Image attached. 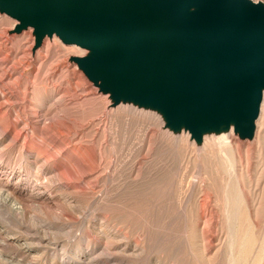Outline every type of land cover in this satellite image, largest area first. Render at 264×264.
<instances>
[{
  "label": "rangeland",
  "instance_id": "374dc122",
  "mask_svg": "<svg viewBox=\"0 0 264 264\" xmlns=\"http://www.w3.org/2000/svg\"><path fill=\"white\" fill-rule=\"evenodd\" d=\"M249 1L264 6V0ZM19 24L18 20L0 10V87L12 100L11 107H0V196L3 189L13 191L25 211L23 215L15 216L7 208H0V264H237L239 261L242 263L238 264H264V211H260L258 217L262 226L259 243L250 246L251 250L248 247L245 257L239 254L237 257L236 248L231 254V234L225 221L220 219L221 210H215V207L214 215L205 222L207 224L201 225L199 221L200 214L209 210V202H203L204 193H196L204 170L198 166L194 150L189 154L185 142V153L179 154L182 158L175 154V157L162 159L166 152L154 156L144 142L145 124L142 121L153 124L147 126L148 138L153 137L152 143L156 139H166L171 150L175 149L174 143L161 135L163 126L157 127L152 117L129 110H116L129 117L107 124L108 113L113 111H104L118 102L116 99L110 101L108 91L98 87L100 81L89 80L82 66L71 59L75 56L79 59L97 58L99 54L64 44L55 34L44 35L40 45L35 46L34 29L29 26L18 29ZM19 108L23 113L17 112ZM130 118L139 123H129ZM170 121L168 118L167 122ZM13 122L15 125L11 126ZM55 127L80 137L78 154L56 152L65 140L55 133ZM35 128L46 132L45 144L54 147L52 155L58 154L54 157H59L62 164L72 162L67 156L76 158L75 161L81 160L82 164L83 158L89 160L95 153L98 168L89 179L91 189L79 178L58 176L60 170L55 166L54 157L36 149L39 141L33 132ZM32 140L37 144L31 143ZM80 150L83 155L79 154ZM172 154L168 152L167 155ZM259 157L261 165L264 152ZM262 165L260 184L264 185ZM143 167L148 169L147 176L141 171L142 177L138 170ZM253 178L248 179L251 185ZM131 181L135 185L140 183V195L133 193L134 186H128ZM251 195L248 192L243 197L250 198ZM141 197L147 201V209L143 207ZM196 201L203 208L199 206L195 212L192 204ZM201 226L204 230L202 236L199 235ZM200 236L202 241L205 239V244ZM202 244L205 247L202 248ZM257 256L262 257V261Z\"/></svg>",
  "mask_w": 264,
  "mask_h": 264
},
{
  "label": "water",
  "instance_id": "95a60500",
  "mask_svg": "<svg viewBox=\"0 0 264 264\" xmlns=\"http://www.w3.org/2000/svg\"><path fill=\"white\" fill-rule=\"evenodd\" d=\"M196 8V9H195ZM195 9V10H193ZM34 29L99 54L79 59L92 81L124 86L182 116L231 110L243 126L264 89V6L249 0H0ZM116 101L118 98L116 97Z\"/></svg>",
  "mask_w": 264,
  "mask_h": 264
},
{
  "label": "bare ground",
  "instance_id": "6f19581e",
  "mask_svg": "<svg viewBox=\"0 0 264 264\" xmlns=\"http://www.w3.org/2000/svg\"><path fill=\"white\" fill-rule=\"evenodd\" d=\"M71 59L73 60L74 63L79 65V61H78L79 57L75 56V57H71ZM88 79L90 80V78H88ZM1 87H0V93H1L2 97H0V107L1 106L4 107L5 105H6V107L7 106L11 107V102H12L11 97L6 96L7 94L6 95L4 94V91L2 90ZM98 87L101 88L102 90L108 91V93L110 94V99H111L110 101H114L116 99V97L118 98V101H117L118 103H116L117 105L115 104V106L108 108L107 110L104 111L105 113L113 111V113L112 112L108 113L109 115L107 116V120H106L107 124L111 125V124H114L115 122H119L120 120H122L123 118H126L127 116L129 117L128 114L124 115V113H119L118 111H116L119 109V110H129V111H132V112L136 113L137 115L139 114L141 116L144 115V116L152 117L154 120H156L157 127L160 125L163 126L162 131H161V135L165 136L166 138H169L174 143V148H175L174 150L170 149V146L167 144V140L163 139V138L156 139L152 143L151 140L153 137L151 139L148 138L149 127H147V126H151L153 124H151L150 122H149L150 124H148V123H146V121L144 123V121H142L143 124H145L144 132L142 133L143 138H144V142L146 144V147L149 149L148 151H151L154 156H156V155L161 156L162 155V154L160 155L161 152L162 153L166 152L167 157L165 156V158L163 157L162 159H168L169 157H173L175 154L176 155H179L182 153L184 154L185 153V148H184L185 142H186L187 147H188V150H186V151L189 152V154H190V152L192 153L194 150L193 153H195L194 155H195V158L197 159V162H198L197 164H198V166L203 167L202 169L204 170V175L201 174V176L203 175V179L200 180L199 184H197L196 193L198 195H201V193H204V197H202V198H204V199H202L203 202H206V203L209 202L208 203L209 210L207 209V210H205V212L200 214L199 221H200L201 225L207 224L205 222H207V220L209 219L208 217H210L211 215H214L213 214L215 212L214 208L216 207L215 210L220 209L221 211L218 210L221 212V218L220 219H223L225 221L224 224L227 226L226 229L228 228V231L230 232L229 234H231L230 235V242H229L230 253L232 254L233 249L236 248L238 251L237 257H238V254L242 257H245V255H247L246 251H247L248 247H249L248 250H251L250 246H252V245L255 246L256 243H259V241H258L259 235H260L261 229H262V226L258 221V217H259V214L261 215L260 211L261 212L264 211V185L260 184V179L262 177V172H263V169L260 168V166L262 164H264L263 163L264 161L262 162L261 165H259L261 163V161L259 163L258 159H260L259 154L261 152H264V89L262 88L261 92H260V99H259V103L257 106L256 115L249 122V124L246 126H243L240 123H237L236 115L231 110H229L226 113V115H219V114H215L212 116L198 115V117H196V119L194 120L193 124L189 126L185 123L182 116H179L171 124H170V122L168 123L167 119H168L169 111H168V108L166 105L160 104L158 102H154L150 98L142 99V97H140V95L133 93L132 90H127L122 85H117L116 89H114L111 85L104 87L103 83L100 82L98 84ZM17 112L19 114L23 113L22 109H20V108ZM122 112H124V111H122ZM131 116H133V115H131ZM57 117H59V116L57 115ZM53 120H51V121H53ZM128 121H129V123H132L133 125L139 123L137 120H133L131 118ZM11 124H12L11 126L15 125L14 122ZM51 125H53V124H51ZM104 127H106V126H104ZM52 128H54V126ZM65 130H67V128ZM54 131H56L55 133H57V135L61 136L65 140V144L62 147L56 146V147H58V151L56 150V152H59L58 154L62 155L67 151H69L73 155L78 154L76 152L79 151L78 147L80 145V143H79L80 137L77 138L75 135H71L69 132H64V131L60 130V127H59V129L54 130ZM33 132H34V135L37 136V139L39 141L38 142L39 145H38V147H36V149L42 150L44 153H46V155L48 157H54V156L58 155V154L56 155V153H55V155L53 156L52 154H54L55 150L53 151L52 149L54 147L51 146L49 143L45 144L46 137L44 135H47L45 131L35 128L33 130ZM53 139H55V138H53ZM231 139L237 140L240 144H243V145L239 146L236 143V141H232ZM254 139H255V142H254ZM31 143L37 144L33 140L31 141ZM244 143H248L252 147L249 148V146L248 145L246 146ZM145 144H144V146H145ZM192 144L194 146V149H193ZM109 145H110V143H109ZM51 152H53V153H51ZM168 152H173V154L167 155ZM79 154L83 155V154H81V150H80ZM85 154H87V153H85ZM179 157L182 158L181 155H179ZM58 158L57 159L55 157L53 158L56 162L55 166L57 167V170L58 169L60 170L58 176L62 177L63 179H67V177L69 179L79 178L83 181V183H85L87 188L91 189V184H90L91 180H89V179L92 177V173L97 167L95 153L91 154L90 159L87 156V159H89V160H85L83 158L82 164H80L81 160H80V162L77 160L75 161L76 158H71L68 156H67V160H70L72 162L62 164L61 161H58ZM263 158H261V159H263ZM190 160H192V159H189V162H191ZM162 161L163 160H161V162ZM164 163H166V162L164 161ZM170 163H172V162H170ZM186 163L188 164V162H186ZM168 166H169V164H168ZM183 166H184V164H183ZM182 167H181V169H182ZM161 168H159V170ZM190 168H191V166H190ZM146 169H148V167L145 169L143 167L142 170H138L139 175H140L141 171H142V173H144V175L147 174ZM183 169L185 170V167ZM155 170H157V169H155ZM196 172H198V171H196ZM160 173H162V172H160ZM145 176H147V175H145ZM148 176H151V175H148ZM142 177H143V174H142ZM250 177H254L253 178V185L249 184V182H248V179ZM93 178H94V175H93ZM98 178H100V177H98ZM136 178H137V176H136ZM148 181H149V179H148ZM124 182H125V180H124ZM193 182L195 183V181H193ZM191 183H192V181H191ZM261 183H263V182H261ZM123 184L125 185V183H123ZM135 184L136 183L134 181H131V182H129L128 186H130V185L134 186L135 192H133V193H136L138 195L139 192L142 191L141 185H139L140 183L138 185H135ZM128 189L131 190L130 187ZM175 189H177V188H175ZM2 191H4V192L1 193V196H0V208H7L8 211L15 216L23 215V213L25 212L23 209L24 207L22 206L21 202H19L15 193L13 191H9V190L5 191L4 189ZM163 191H164V189H163ZM126 192L129 193L128 190H125V193ZM248 192L252 193L251 197L250 198H246V197L244 198L243 194L248 193ZM105 196H106V194H105ZM126 196H128V195H126ZM133 197H129L128 199L131 200V199H133ZM137 197H135V198H137ZM141 198H140V200H141ZM143 198H142V205H143V207L144 206L146 207V206H148L147 201L146 202L143 201ZM68 200H69V198H68ZM130 200H129V202H130ZM197 201L195 202L196 204H194V205L192 204V206L195 207V212H196V208L198 209L200 205L202 206V204H199L200 202L198 203ZM137 202L139 204L138 198H137ZM210 202H212V205H210ZM132 204H133V202H132ZM139 205H137V206H139ZM126 207H129V206H125L124 208H126ZM132 208L134 209V206ZM135 208H137V207L135 206ZM147 208L148 207H146V209ZM201 208H203V207H201ZM130 209H131V207H130ZM138 209H136V210H138ZM142 209H140V210H142ZM124 210L126 211V209H124ZM191 210H190V212H191ZM129 213L127 212V214H129ZM139 213H141V211ZM195 215L198 216V213H196ZM192 216H194V215L192 214ZM131 217H134V216H131ZM190 217H191V215H190ZM128 218H129V216H128ZM128 218L126 217L125 219L127 220ZM216 218H217V216H216ZM189 222H190V220H189ZM210 222H212V220ZM162 224H164V223H162ZM190 224H192V222ZM221 225L223 226V223H221ZM191 226L194 228L193 225H191ZM222 228L223 227H221V229ZM194 231H195V229H194ZM203 233H204V230H203V227L201 226V228L199 230V235L202 236ZM107 238H109V237H107ZM197 238H198V235H197ZM113 239H116V238L114 237ZM203 240L205 241V239H203ZM201 241H202V237H201ZM204 241H202V242H204ZM222 242H223V240H222ZM200 244H201V242H200ZM204 244H205V242H204ZM203 247H205V245L202 244V248ZM139 249H141V248H139ZM236 249H234V250H236ZM206 250L207 249H204V251H206ZM102 251H104V250H102ZM204 251H202V252L204 253ZM258 251H259V249H258ZM257 253H259V252H257ZM89 255H91V253ZM252 255H255V254H252ZM89 257L91 258V256H89ZM249 257L250 256H248V257L246 256L247 259H250ZM254 257L255 256H253V258ZM257 257L259 260L262 258V257L259 258V256H257ZM238 259H237V261H238ZM85 261H86V259H85ZM89 261H90V259H89ZM261 261H262V259H261ZM239 262L242 263V261H239Z\"/></svg>",
  "mask_w": 264,
  "mask_h": 264
}]
</instances>
